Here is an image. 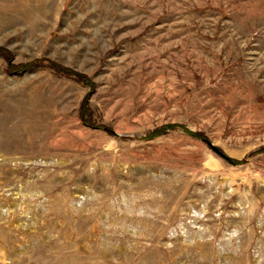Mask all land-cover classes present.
Instances as JSON below:
<instances>
[{
  "label": "rangeland",
  "instance_id": "obj_1",
  "mask_svg": "<svg viewBox=\"0 0 264 264\" xmlns=\"http://www.w3.org/2000/svg\"><path fill=\"white\" fill-rule=\"evenodd\" d=\"M0 264H264V0H0Z\"/></svg>",
  "mask_w": 264,
  "mask_h": 264
},
{
  "label": "trees",
  "instance_id": "obj_2",
  "mask_svg": "<svg viewBox=\"0 0 264 264\" xmlns=\"http://www.w3.org/2000/svg\"><path fill=\"white\" fill-rule=\"evenodd\" d=\"M61 71H63V73L66 74V75H74V73H73L72 71L68 70V69H63V68H61ZM76 76H77V78H78L80 81L83 82V78H82V76L77 75V74H76ZM82 112H83V111H82ZM82 119H83L84 123H87V124L89 123L88 120L85 118L84 113H82ZM98 127H100V128H104L105 130H108V131H111V130H109L108 128H106L105 126H98ZM164 129H165V128H161L160 130H157L156 132H154V136H155L156 134H158L159 131H163ZM196 135L201 136V135H199L198 133H197ZM201 137H202V136H201Z\"/></svg>",
  "mask_w": 264,
  "mask_h": 264
},
{
  "label": "bare ground",
  "instance_id": "obj_3",
  "mask_svg": "<svg viewBox=\"0 0 264 264\" xmlns=\"http://www.w3.org/2000/svg\"><path fill=\"white\" fill-rule=\"evenodd\" d=\"M12 28V27H11ZM10 114V113H9ZM5 118V117H4ZM20 131V130H19ZM32 136V135H31ZM26 141H28V139L26 140ZM23 143V142H22ZM26 145H28V143L26 144ZM32 152V151H31Z\"/></svg>",
  "mask_w": 264,
  "mask_h": 264
}]
</instances>
